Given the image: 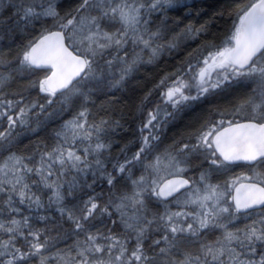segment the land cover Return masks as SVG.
<instances>
[{"label": "snow or ice", "instance_id": "obj_1", "mask_svg": "<svg viewBox=\"0 0 264 264\" xmlns=\"http://www.w3.org/2000/svg\"><path fill=\"white\" fill-rule=\"evenodd\" d=\"M0 264H264V0H0Z\"/></svg>", "mask_w": 264, "mask_h": 264}, {"label": "trees", "instance_id": "obj_2", "mask_svg": "<svg viewBox=\"0 0 264 264\" xmlns=\"http://www.w3.org/2000/svg\"><path fill=\"white\" fill-rule=\"evenodd\" d=\"M193 19H195V17H193ZM17 42H19V39L17 38ZM6 47L7 46H10V45H5ZM147 72H152L154 71L152 68H149L146 70ZM136 79L140 80V79H143V76H137ZM111 95H116V93H110ZM125 99L128 100V97L125 96ZM132 102L129 101V105L131 106ZM44 133L41 132V131H37L36 134L34 136H29L28 139H35L37 136H40V137H43ZM24 142H27L26 140ZM247 168L246 165H242V164H239L237 167L233 168L231 170V174H235L237 172H240V171H244V169ZM249 168V167H248ZM222 178V177H221Z\"/></svg>", "mask_w": 264, "mask_h": 264}, {"label": "flooded vegetation", "instance_id": "obj_3", "mask_svg": "<svg viewBox=\"0 0 264 264\" xmlns=\"http://www.w3.org/2000/svg\"><path fill=\"white\" fill-rule=\"evenodd\" d=\"M241 164L243 165L244 163H241ZM244 165H246V166H247V168H245V169H244V171H248V170H249V168H248L249 166H248L247 164H244ZM244 171L237 172V173H235L234 175H237V176H239V175H240V173H241V172H244Z\"/></svg>", "mask_w": 264, "mask_h": 264}]
</instances>
